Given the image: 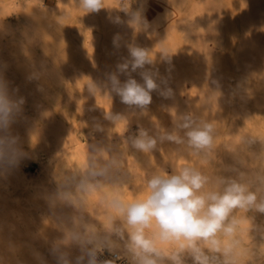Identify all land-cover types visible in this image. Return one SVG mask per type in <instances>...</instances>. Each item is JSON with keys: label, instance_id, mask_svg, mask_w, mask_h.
I'll return each mask as SVG.
<instances>
[{"label": "rangeland", "instance_id": "374dc122", "mask_svg": "<svg viewBox=\"0 0 264 264\" xmlns=\"http://www.w3.org/2000/svg\"><path fill=\"white\" fill-rule=\"evenodd\" d=\"M0 2V79L9 99L24 100L9 125L22 158L9 167L7 154L0 157V219L8 208L21 207L42 232L37 239L22 226L2 224L0 264H56L52 248L65 230L76 229L81 215L104 225L111 212L101 203L106 193L118 186L127 198L136 197L157 169L190 164L209 175H264V67L256 58L264 50V13L261 7L254 12L251 0H105V9L87 14L79 0ZM138 10L148 25L136 30L131 22ZM116 16L118 24L110 20ZM130 45L146 49L154 63L119 72L117 65L131 59ZM156 69L172 95L164 99L153 91L146 110L123 104L111 91L110 75L121 84L130 77L143 84L140 73ZM171 109L214 123L215 147L207 158L169 141H158L148 154L131 147L140 129L153 136L176 131ZM59 127L68 148L48 164L46 133ZM101 151L121 166L99 178L103 189L77 192L80 165L103 162ZM63 193L76 203L62 200ZM237 218L236 264H264V214L241 211ZM217 238L222 244L231 239L222 233ZM181 255L192 263L187 250Z\"/></svg>", "mask_w": 264, "mask_h": 264}, {"label": "clouds", "instance_id": "9594fccd", "mask_svg": "<svg viewBox=\"0 0 264 264\" xmlns=\"http://www.w3.org/2000/svg\"><path fill=\"white\" fill-rule=\"evenodd\" d=\"M79 8L85 13H99L105 9V0H79ZM111 22L120 23V18L110 17ZM136 30L148 21L138 10L132 19ZM119 36L113 38L118 46ZM130 60L117 65L121 73H131L152 65L149 52L137 46H129ZM162 58L171 65V57L162 50ZM172 68H166L171 72ZM143 84L129 78L121 84L118 77L110 75L111 91L121 102L146 110L152 103L153 91L168 99L172 89L167 87V78L159 76V70H145L140 73ZM162 84L165 85L162 87ZM91 87V85H90ZM24 103L9 99L6 86L0 79V157L7 154L9 167L15 166L22 158L21 149L16 147V138L9 133V125ZM176 131L160 130L157 136L140 129L131 138V147L139 152H153L159 142L169 141L183 145L192 156L207 158L215 147L216 128L213 122L200 119L192 114L177 116L175 109L170 110ZM180 130H184L180 135ZM251 143V141H247ZM102 161H85L79 167L77 192L94 194L104 188L99 178L107 177L113 169L121 166V161L109 157L101 151ZM62 200L75 204L71 193H63ZM101 203L111 210L103 229L93 224L82 223L74 230H65L63 238L52 248L56 264H184L182 253L191 256L192 264H236L234 247L239 224L238 212H258L264 214V175L253 178L239 173L235 177L209 175L201 168L190 164L173 166L170 171L157 169L147 175L141 193L127 198L123 190L114 186L107 192ZM122 222L117 225L116 221ZM231 238L222 244L219 234ZM207 244V251L198 242ZM165 245H174L171 251ZM75 247L78 254L71 257L70 249ZM108 252L111 259H100ZM222 254V258L221 255Z\"/></svg>", "mask_w": 264, "mask_h": 264}, {"label": "bare ground", "instance_id": "6f19581e", "mask_svg": "<svg viewBox=\"0 0 264 264\" xmlns=\"http://www.w3.org/2000/svg\"><path fill=\"white\" fill-rule=\"evenodd\" d=\"M1 3V2H0ZM203 3V2H202ZM242 4V3H241ZM251 4H252V8L253 11L256 12V9L261 7L264 13V8L262 7V4L260 3V0H251ZM202 6V5H201ZM2 7V6H1ZM0 7V9H1ZM242 7V6H241ZM240 7V9H241ZM3 9V8H2ZM190 10V9H189ZM191 11V10H190ZM189 11V12H190ZM192 12V11H191ZM1 13L2 10H1ZM7 13V12H6ZM198 14V13H196ZM195 14V15H196ZM198 17V16H197ZM196 17V18H197ZM190 18V17H189ZM183 19V18H182ZM200 19V18H199ZM193 23V22H192ZM198 25L199 22H198ZM260 28V26H259ZM185 29V28H184ZM187 29V28H186ZM258 29V28H257ZM208 36V35H207ZM241 37V36H240ZM257 60L261 63V65L264 67V50L263 49H258L257 51ZM3 72V71H2ZM79 96V95H78ZM111 104V103H110ZM109 105V104H108ZM112 106V105H111ZM110 106V107H111ZM109 109H112L109 108ZM114 109V108H113ZM49 132L46 133V135H50V141H49V149L47 151V153L45 154V158L48 162V164H52L54 161H56L60 156H62L65 151L67 150V140L65 138L64 133L62 132V130L59 128H56L54 130L52 129H48ZM253 150V149H252ZM233 154V152H232ZM236 155V154H234ZM239 157V156H238ZM240 158V157H239ZM239 160V159H238ZM241 161V160H240ZM8 164V163H7ZM250 166V164H249ZM249 170V169H248ZM28 177V176H26ZM28 187L34 188L35 183L34 181H32V179H29V181L27 182ZM26 197V196H25ZM9 213L6 215V217H4L3 219H0V226L4 223L8 224L9 227L11 228H17V227H24L25 230L27 231L28 234H30L32 237L39 239L40 236L42 235V232L40 231L39 225L36 224L35 222H33L30 219V215H28L26 212H24L25 210H23V208L21 207H14V208H8L7 210ZM82 217V223H87V224H93L95 225L98 229H103V224H101V222L98 221H93L91 217L86 218L85 216L81 215ZM46 225V224H45ZM44 225V226H45ZM7 227V226H6ZM46 228V227H45ZM52 229V228H51ZM43 230V229H41ZM67 230L71 231L72 229L68 228ZM47 231V230H46ZM53 236V235H52ZM54 237V236H53ZM56 238V237H55ZM70 254L72 256V258L74 259V257L78 254V250L75 247H72L70 250ZM9 254V253H8ZM10 255V254H9ZM11 256V255H10ZM103 256L107 257V258H113L112 256H110V254L108 252H105L103 254ZM13 257V256H12ZM184 264H192L191 262H189L188 260L183 259ZM36 262V261H35ZM21 264V263H20ZM118 264H126L125 261L121 260L119 261Z\"/></svg>", "mask_w": 264, "mask_h": 264}, {"label": "built area", "instance_id": "2783aa9c", "mask_svg": "<svg viewBox=\"0 0 264 264\" xmlns=\"http://www.w3.org/2000/svg\"><path fill=\"white\" fill-rule=\"evenodd\" d=\"M100 259H110V258H107V257H105V256L102 255V256L100 257Z\"/></svg>", "mask_w": 264, "mask_h": 264}]
</instances>
